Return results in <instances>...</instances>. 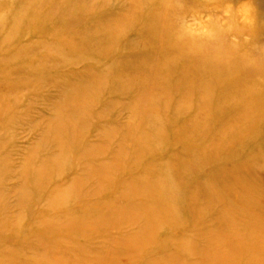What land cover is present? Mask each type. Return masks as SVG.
I'll list each match as a JSON object with an SVG mask.
<instances>
[{"label": "rangeland", "instance_id": "374dc122", "mask_svg": "<svg viewBox=\"0 0 264 264\" xmlns=\"http://www.w3.org/2000/svg\"><path fill=\"white\" fill-rule=\"evenodd\" d=\"M128 1L0 0V264H261L264 146L250 138V123L231 129V121L213 118L217 105L198 109L171 93L176 77L162 81L161 43H148V52L126 45L138 38L148 13L122 16L117 24ZM180 1L191 8L174 10L186 19L181 30L217 36L218 46L237 51L264 79V0ZM84 3L99 12L79 18ZM159 10L163 23L169 9ZM104 22L126 27L108 40L116 26L106 32ZM88 30L96 38L80 39ZM43 56L51 60L39 63ZM119 75L118 87L128 92L110 95L108 106L104 96L88 104V117L82 105L76 110L75 96L91 99L106 78L115 91ZM181 109L186 114L178 116ZM148 132L157 137L152 153L136 141L148 140ZM177 133L186 138L175 140ZM155 190L169 203H156ZM65 191L69 202L48 206L50 196ZM96 204L100 219L87 225ZM256 243L257 253L246 251Z\"/></svg>", "mask_w": 264, "mask_h": 264}, {"label": "bare ground", "instance_id": "6f19581e", "mask_svg": "<svg viewBox=\"0 0 264 264\" xmlns=\"http://www.w3.org/2000/svg\"><path fill=\"white\" fill-rule=\"evenodd\" d=\"M190 2H192V0H190ZM126 3H128V5L130 6L123 5L124 7L127 6L126 12L119 13L120 16L116 19L117 24L118 22H120L122 16H129V19H133L134 17L136 18V16L139 13L138 18H140L141 13L143 14V11H145L146 9L148 10L147 15L143 17L145 18L144 25H141V27L138 28L137 30V34L135 37H138V38L134 42L129 40L126 43V45L132 46L133 44H135L137 47L136 46H133V47H136L135 48L136 50L137 49H141V50L147 49L146 52H148L151 50L150 44L148 45V43H154V44L155 43L157 44L159 42L161 43L160 49L162 50V53H161V59H160V72L166 73V75L162 77V81L168 82V77L170 75L173 77H176L174 81L175 88L173 89L176 92L171 91V93L174 95H177L180 99L184 101H188V99H190V102L191 101L196 102V104H198V109L202 107L205 110H209V109H213V104L217 105L218 110L213 115V118L216 119V121H220V120L221 121H225V120L231 121V124L233 125L231 126V129H236V127H238L242 123H247V122L250 123V128L248 127L250 138L251 139L257 138L260 141V144L264 146V79L258 76V74H260L261 72L257 70L256 68H254L252 66V63L248 62L245 58L236 57L235 53L237 51L232 52L231 49L222 47L221 46L222 44L218 46L219 39L217 40V38H215L217 36H212L208 34L209 36L204 37L203 35L194 34L197 32H194L189 28H183V30H181V27L184 26V24L186 23V19L184 18L182 20H179L177 13H174V10H178V9H180L181 11L186 10V13H187L191 10V8L188 6L189 4L185 6L181 4L180 0H159L158 1L159 7L155 6V4L157 3L156 0L155 1L154 0H145V1L144 0H129ZM107 4H105V6ZM165 5H167L169 11L164 13L166 15H164L165 20L162 23L160 21L161 17L156 16V14L158 13L157 9L159 10L161 6H165ZM96 6L97 5H95L94 3L92 4L84 3V5L79 6L80 14H77V16L80 18V17H84L87 15H91V14H97L99 10H97ZM105 6H103L101 9H103ZM149 7L151 9H149ZM125 14H128V15H125ZM114 26H116L114 29V32L110 34V36L107 38L108 40H115L117 36H120L124 32L126 23H124L123 25H116V24H109L107 22H104L100 25V27L103 28L106 32H108L109 30L111 31V29ZM200 33L203 34V32H200ZM85 34H87V37L88 35L90 37L92 35L93 38H96L88 30L85 33L80 35L82 36L80 39H83V37L87 38ZM220 36L219 38L221 41L223 36L221 37ZM105 39L106 38H102V40H105ZM223 40H226L225 37ZM73 48L74 47H71L72 50H75ZM141 54L142 52H139V55ZM47 56H43V59L39 63L51 60V58ZM122 58L123 57H120V59ZM26 69L28 71L34 72L35 74L40 73L38 72L37 68H31L28 66V68ZM132 70L136 74H140V72L137 71L135 68ZM110 71L111 70H109L108 73H112ZM134 72L132 73L134 74ZM125 73H129V72L124 70L123 72H121L120 75H123ZM262 74L264 77V70L262 71ZM120 75L119 77L118 76L113 77V80H114L112 83L113 85H117L119 81L122 79ZM40 76L42 77L43 75H40ZM149 76L150 75L148 73H143L141 76V81H146L147 78H149ZM35 80L42 81V79H40L38 75L35 76ZM45 80L47 82L50 81V82L57 84L59 78L57 79L49 78L48 76ZM109 81L110 80H107V78L102 79L100 83L103 89H101L99 92H94V97H92L91 99H88V98L82 99L84 100L83 103H81L82 101L80 102L78 100L80 96H75L73 98V101L75 103L74 107L76 108V110H78L79 105H82L83 107H85L84 108V111H85V109L89 105H92L97 100H100L103 96L105 97L104 100H106V106H108L109 105L108 98L110 95H114L115 93L124 94L123 91H127L125 89H122L121 87H118V85L117 87L114 88L115 91H113L109 87V84H110ZM92 83L93 81H91V83L88 85V88H90ZM105 89H108V91H104ZM197 90L201 91L200 94L197 93L199 92ZM225 94H228V97H225L224 96ZM222 97H225V98H222ZM168 105H170V102L168 103ZM104 109H108V108H104ZM150 109L153 112H156L157 110H160L161 107H154ZM85 112H86L85 116L88 117L87 110ZM179 112L180 113L178 114V116H182L186 114L184 109L179 110ZM144 113L146 117L150 115L148 110L144 111ZM90 118L88 120H90ZM170 119H171V122H175L176 116H173ZM62 122L63 120L58 121L59 124L57 125L58 126L62 125L64 127V129H62V135H63L66 126L63 125ZM67 122L69 123L68 119H67ZM256 122H259L260 124H262V126L258 130H256L257 128H254V123ZM69 124L71 126L72 121H70ZM50 128L51 126H49L47 130ZM47 132L48 131H46V133ZM185 133L197 137L199 135H202L203 131L199 130L196 132V131L187 129ZM75 135L76 134H74V136ZM147 138L148 140L141 138L140 140L136 139V141L140 146L146 147V150H150V153H152L154 152V148H156L154 147V145L156 144L155 141L157 140V137L154 136L152 133L148 132ZM158 138H161V137L159 136ZM183 138H186V137L181 133H177L175 136V140H180ZM151 142H153V145ZM61 143L64 145L66 142L62 141ZM217 149L218 147L208 148L207 151L211 155H214ZM260 155L261 157H264V147ZM58 156L63 157L62 152H60ZM256 156L258 155L255 154L254 157ZM46 168L47 166L43 164L39 168L40 169L39 172L46 170ZM105 168L106 167L104 165L102 169H105ZM58 173L59 175L63 173L62 168L58 171ZM152 174L153 173H149L147 175L150 176ZM140 177H143V175L137 176V178H140ZM36 186H38V189H42L41 187L42 185H40V182H38ZM150 189L154 190V188H151V187ZM55 192L56 191H54L53 193ZM154 192L157 193V195H155L156 197L153 196L156 203H160L161 205L162 204L164 205L165 203L166 204L169 203V198L166 195V193L158 192L157 190H155ZM26 193H27V190H25L23 195H26ZM69 194L70 192L65 191L63 193L61 192L59 196H56V194H54L52 197L50 196V198L46 200L48 203V206L54 205L57 203L64 204V203L69 202L71 200L69 198ZM174 196L176 197L175 193H174ZM27 198H29V196ZM95 206H97V210L93 209L94 211L92 210L90 212L91 213L90 218H89L90 221L87 225H89L93 221V218L96 221L100 219L99 210L102 206H100L99 204H96ZM136 206L140 208L139 204ZM178 206L180 207V204H178ZM178 206H176V208ZM146 208H148V205H146ZM58 217L60 219H66L65 216L63 217L61 215H59ZM72 221L75 223V225H72V226L80 227V225L77 224L76 221L74 220ZM51 226L52 225H47L45 227L52 228ZM82 228H86V226L82 225ZM236 237L238 238L237 241H240V238L238 236ZM259 245L258 243H256L255 245H246V251L255 254L257 253V249H259L258 247ZM260 247L264 248V245H261ZM261 264H264V259L261 260Z\"/></svg>", "mask_w": 264, "mask_h": 264}]
</instances>
